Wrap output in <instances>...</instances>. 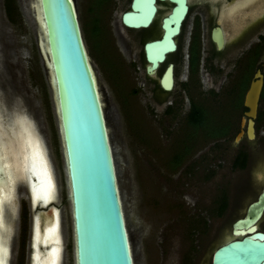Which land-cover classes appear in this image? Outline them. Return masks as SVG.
I'll return each mask as SVG.
<instances>
[{
	"label": "rangeland",
	"instance_id": "1",
	"mask_svg": "<svg viewBox=\"0 0 264 264\" xmlns=\"http://www.w3.org/2000/svg\"><path fill=\"white\" fill-rule=\"evenodd\" d=\"M74 3L102 98L134 264H211L213 249L231 238V222L264 185V97L253 142L235 140L239 109L233 120H207L204 136L203 128L187 124L185 107L173 115L149 106L142 71L131 62L129 30L119 18L129 0ZM27 5L30 0H0V94L9 99L1 118L9 129L28 119L42 141L57 185V201L49 206L60 212L61 264H73L54 102ZM216 135L225 136L207 137ZM242 153L248 155L240 158L244 167L236 162ZM25 186L17 176L9 200L16 193L15 210L8 213L14 225L11 264H29L32 216L47 208L31 209Z\"/></svg>",
	"mask_w": 264,
	"mask_h": 264
},
{
	"label": "water",
	"instance_id": "2",
	"mask_svg": "<svg viewBox=\"0 0 264 264\" xmlns=\"http://www.w3.org/2000/svg\"><path fill=\"white\" fill-rule=\"evenodd\" d=\"M169 1L176 6L162 20L163 37L145 44L146 58L151 63L148 74H153L165 53L175 48L172 36L178 32L186 12L185 0ZM39 2L45 28L41 35L48 48L45 57L39 45L40 24L34 18L32 7L27 5V8L32 13L37 50L56 111L75 264H133L102 98L87 59L74 0ZM155 13V0H133L131 11L124 12L121 20L129 28L146 27ZM170 75L169 67L161 79L165 90L171 87L167 80ZM262 78L256 71L245 92L246 119L240 121L241 130L235 140H240L244 132L248 140L255 137L253 119ZM51 207L38 210L34 219ZM263 209L264 187L247 204L245 214L232 222L233 235L236 230L246 231L217 246L211 255V264H264V225L262 230L249 231Z\"/></svg>",
	"mask_w": 264,
	"mask_h": 264
},
{
	"label": "flooded vegetation",
	"instance_id": "3",
	"mask_svg": "<svg viewBox=\"0 0 264 264\" xmlns=\"http://www.w3.org/2000/svg\"><path fill=\"white\" fill-rule=\"evenodd\" d=\"M132 1L129 0L128 8L121 12L119 18L122 26L129 30V54L133 58L131 62L134 69L136 67L142 71L144 87L150 98L149 106L162 107L167 114L173 115L178 108L185 107V118L193 108H199L205 111V120H233L231 113L239 109V120L246 119L244 95L255 72L259 71L263 75V81L253 119L256 137V124L260 118L259 105L264 97L263 0H185L186 12L178 32L172 36L175 48L165 53L153 74L147 73L151 63L146 58L145 44L163 37L162 20L172 12L176 4L169 0H155L156 13L150 24L146 27L129 28L123 25L121 16L124 12L131 11ZM233 9V14L229 13ZM169 67L171 75L167 80L171 82V87L165 90L161 79ZM5 102L8 103L9 99L5 100L0 94L1 117L5 115ZM219 112H227V115L223 117ZM22 123L37 135L27 121ZM1 124L4 127H0V131L3 135H8L9 128L2 119ZM240 130L239 126L237 134ZM242 130L244 132L245 128ZM243 139L253 142L246 138L245 132L238 142ZM4 141L6 138L1 142L4 144ZM26 191L28 193V186ZM9 204L1 227V239L8 252L4 254L5 264H9L10 260L11 238L7 218L12 203ZM35 214L32 216L29 243Z\"/></svg>",
	"mask_w": 264,
	"mask_h": 264
},
{
	"label": "bare ground",
	"instance_id": "4",
	"mask_svg": "<svg viewBox=\"0 0 264 264\" xmlns=\"http://www.w3.org/2000/svg\"><path fill=\"white\" fill-rule=\"evenodd\" d=\"M31 7L33 11H35L33 15H34L36 22L40 24V26H38V29L40 31L39 45H40L41 52L43 56L45 57L48 48L45 45L46 42H45L44 36H42L45 33V28L42 24V14H41V7H40L39 0H30V8ZM28 13L30 17H32L31 16L32 13H31V10H29V8H28ZM87 59L89 60L88 55H87ZM49 70L51 71V68ZM93 78H94V75H93ZM50 82L53 84L51 75H50ZM99 95H100V92H99ZM19 108L20 109L22 108L23 110V112H20V113H23L26 116H28V118H31V115L27 113V111L23 107L19 106ZM1 119L2 118L0 115V120ZM21 120H23L22 122H25L24 120H28V119L21 118L20 120H18V122H16L15 128L9 129L8 135L5 136L0 131V147L4 148L3 163L6 166L5 172L7 173V178H8V186L3 191H0V246H2L4 249H5L4 243L1 239V227H3L4 225L3 216L8 207L7 205H10L9 200L11 199L13 195V190L16 188L15 179L17 178V176L19 177L20 180L23 181L24 184H26L25 187L27 186L29 187L28 198H29L30 207L35 209L39 205V206H42L43 208H46L53 201H57L56 200L57 185H56V180H55V176H54V172L51 166L49 156L42 144V141L38 137V135H34L27 128L28 126L20 122ZM0 127L3 128L4 125L1 124ZM58 135H59V131H58ZM11 137L14 139L12 140ZM5 138H6V141H4V144H3V142L1 141L4 140ZM29 139L34 145L35 153H36V172L33 175H29V173L24 170L25 163H28V161L25 160V156L27 154H30L31 149H29L28 153H25L24 151H19L15 159H13L10 156L7 150V145L10 141H16L19 148L22 149L25 141ZM60 150H61V147H60ZM111 150H112V147H111ZM116 176H117V173H116ZM258 193L259 194L261 193V189ZM16 197L17 196L15 193L14 197L11 200L12 205L9 208L10 212H13L15 210L16 201H17ZM246 208H247V205L245 206L243 214H245ZM122 209H123V206H122ZM263 217H264V209L262 210V214L260 215L259 219L255 223H253L254 227H252V229L249 231H253V230L257 231L258 223L262 220ZM7 222H8L10 238H11V244H10V258H11L12 248H13V243H14V233H13L14 225L9 215L7 218ZM232 222L230 224V231H231L230 239L234 238L235 235H239L241 234V232L244 233L246 231L245 229L236 230V234L233 235L232 228H231ZM263 225H264V222H263ZM69 226H70V223H69ZM125 226H126V223H125ZM126 230H127V227H126ZM126 232H127L130 252L132 255L131 243H130L128 231ZM62 233L63 232H61L60 212L54 206H52L50 208V211H48L46 214H41L40 216H36V218L33 219V230H32V235H31V241L29 244V247H30L29 249L30 251L28 253L29 264H45V262H47V264H61L62 252H63L62 250H63V245H64ZM214 250L215 248L213 249V251ZM213 251L211 252V255ZM5 252L7 251L0 252V260L3 261V264H5L4 262ZM72 253H73V245H72ZM132 260H133V255H132ZM210 262H211V256H210ZM9 264H11L10 260H9ZM73 264H75L74 253H73ZM133 264H134V260H133Z\"/></svg>",
	"mask_w": 264,
	"mask_h": 264
},
{
	"label": "snow or ice",
	"instance_id": "5",
	"mask_svg": "<svg viewBox=\"0 0 264 264\" xmlns=\"http://www.w3.org/2000/svg\"><path fill=\"white\" fill-rule=\"evenodd\" d=\"M29 149H31L30 154L25 156V160L28 163H25L24 170L29 173V175H33L36 172V153L35 147L32 144L31 140H26L22 149L19 148L16 141H10L7 145V150L10 156L15 159L18 155L19 151H24L28 153ZM4 148L0 147V191H3L8 186V178L7 173L5 172L6 166L4 165ZM6 251L2 246H0V252ZM0 264H3V261L0 260ZM47 264V262H45Z\"/></svg>",
	"mask_w": 264,
	"mask_h": 264
},
{
	"label": "trees",
	"instance_id": "6",
	"mask_svg": "<svg viewBox=\"0 0 264 264\" xmlns=\"http://www.w3.org/2000/svg\"><path fill=\"white\" fill-rule=\"evenodd\" d=\"M6 6L8 7V3H7ZM205 118H206V113H205V111L203 109L193 108L192 111L189 113V115L186 117V120H187V124L190 123V124H193L194 126H196L197 128H200V129L203 128L204 130L202 132L204 134V131L208 127H210L209 126L210 123H208L207 120H205ZM204 136H206V135L204 134ZM223 136H225V135H221V136H217L216 135L215 137H213V136H207V137H209L211 139H218L219 137L222 138ZM240 158L245 159V155L242 153V155H240L238 157V159L236 160V162H237V164L239 166L244 167L246 165L245 164V160H244L243 164H241L240 163V160H241Z\"/></svg>",
	"mask_w": 264,
	"mask_h": 264
}]
</instances>
